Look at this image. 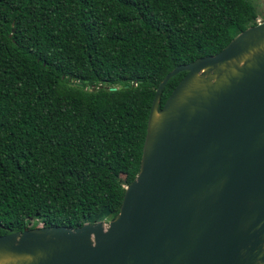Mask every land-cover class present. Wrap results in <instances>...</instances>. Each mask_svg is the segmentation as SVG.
Returning a JSON list of instances; mask_svg holds the SVG:
<instances>
[{"label":"trees","instance_id":"obj_1","mask_svg":"<svg viewBox=\"0 0 264 264\" xmlns=\"http://www.w3.org/2000/svg\"><path fill=\"white\" fill-rule=\"evenodd\" d=\"M256 23L248 0H0V236L114 219L161 80Z\"/></svg>","mask_w":264,"mask_h":264},{"label":"water","instance_id":"obj_2","mask_svg":"<svg viewBox=\"0 0 264 264\" xmlns=\"http://www.w3.org/2000/svg\"><path fill=\"white\" fill-rule=\"evenodd\" d=\"M0 264H264V21L164 76L114 219L1 235Z\"/></svg>","mask_w":264,"mask_h":264},{"label":"rangeland","instance_id":"obj_3","mask_svg":"<svg viewBox=\"0 0 264 264\" xmlns=\"http://www.w3.org/2000/svg\"><path fill=\"white\" fill-rule=\"evenodd\" d=\"M257 14V22L264 21V0H248ZM42 224L38 222V226Z\"/></svg>","mask_w":264,"mask_h":264}]
</instances>
